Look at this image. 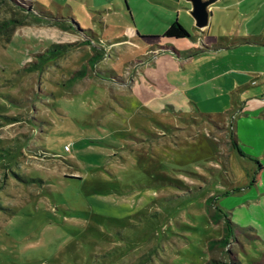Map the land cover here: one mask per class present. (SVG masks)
Segmentation results:
<instances>
[{
    "label": "rangeland",
    "instance_id": "1",
    "mask_svg": "<svg viewBox=\"0 0 264 264\" xmlns=\"http://www.w3.org/2000/svg\"><path fill=\"white\" fill-rule=\"evenodd\" d=\"M201 1L203 34L187 0H0V264H264V0Z\"/></svg>",
    "mask_w": 264,
    "mask_h": 264
},
{
    "label": "trees",
    "instance_id": "2",
    "mask_svg": "<svg viewBox=\"0 0 264 264\" xmlns=\"http://www.w3.org/2000/svg\"><path fill=\"white\" fill-rule=\"evenodd\" d=\"M28 7L29 8L25 7V9L28 13H30V15L33 16L34 20H51V19H54L53 16H51V14L48 12H41L37 9H35V12H34L33 11L34 9L32 10V7H30V6H28ZM33 13H35V14H33ZM19 24H21V22H19ZM7 25H8L7 23L0 25V30H2L4 28L6 29ZM163 37L168 38V39H174V40H186V39L190 38L188 32L177 22V20H174L173 22H171L169 24L167 30L163 34ZM59 51L60 50L49 51L48 55L40 56L39 59L42 62V61L46 60L47 58H51V57L56 56ZM230 228H233V225L231 226V224H228V230ZM215 243H218V244L225 243V239H222V240L217 241V242H215V241L210 242L208 244V249H211L212 247H214ZM213 264H216V262H213ZM229 264H236V263L232 259L229 258Z\"/></svg>",
    "mask_w": 264,
    "mask_h": 264
},
{
    "label": "crops",
    "instance_id": "3",
    "mask_svg": "<svg viewBox=\"0 0 264 264\" xmlns=\"http://www.w3.org/2000/svg\"><path fill=\"white\" fill-rule=\"evenodd\" d=\"M210 18V17H209ZM209 18H208V22H209ZM175 20H177V22L182 26V24L178 21V19H175ZM174 20H172V21H169L168 23H167V27H166V30H167V28H168V26H169V24L171 23V22H173ZM208 24V23H207ZM183 27V26H182ZM184 28V27H183ZM185 29V28H184ZM195 30H197L196 32H198V33H204V31H205V27L204 28H202V29H198V28H196L195 27ZM195 32V33H196ZM186 40H188V39H186ZM132 44L134 43V42H131ZM255 43V45H262V46H264V41H262V40H258V42H254ZM185 47H189L188 45H185ZM176 55V54H175ZM179 56H175L174 58L173 57H171V56H169V55H167V54H165V55H161V56H159L158 58H157V62L155 63L156 65H154V66H158V68H160L159 66H161L160 64H162V65H164L165 67H166V70L168 71H173V72H175V74L176 75H178L179 74V65L181 66L182 64H181V59H184V57L182 56H180V54H178ZM178 61V62H177ZM179 64V65H178ZM259 74L260 75H262V72L261 71H259ZM176 97H177V99H182V96L180 95V94H178V93H176ZM258 195H260V193L258 194ZM258 198H260V199H264V193H261V196H258Z\"/></svg>",
    "mask_w": 264,
    "mask_h": 264
},
{
    "label": "water",
    "instance_id": "4",
    "mask_svg": "<svg viewBox=\"0 0 264 264\" xmlns=\"http://www.w3.org/2000/svg\"><path fill=\"white\" fill-rule=\"evenodd\" d=\"M191 3V16L195 21V26L198 29L204 28L208 23L210 14L207 11V6L213 1H201V0H187Z\"/></svg>",
    "mask_w": 264,
    "mask_h": 264
},
{
    "label": "built area",
    "instance_id": "5",
    "mask_svg": "<svg viewBox=\"0 0 264 264\" xmlns=\"http://www.w3.org/2000/svg\"><path fill=\"white\" fill-rule=\"evenodd\" d=\"M65 150H67V148L65 147Z\"/></svg>",
    "mask_w": 264,
    "mask_h": 264
}]
</instances>
